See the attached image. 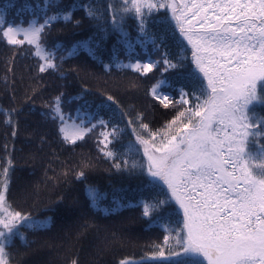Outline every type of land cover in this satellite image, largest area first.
<instances>
[{
	"label": "snow or ice",
	"instance_id": "1",
	"mask_svg": "<svg viewBox=\"0 0 264 264\" xmlns=\"http://www.w3.org/2000/svg\"><path fill=\"white\" fill-rule=\"evenodd\" d=\"M35 6L43 13V22L34 18L27 27L5 26V13L0 10V39L16 47L31 46L33 55L44 62L39 66L40 72L57 67L54 53L41 42L45 29L61 19L70 21L73 9L83 10L96 21L103 19L106 11L117 45L125 50L135 47L123 26L129 15L138 21L137 42H150L153 49H159L165 33L171 32L174 37L179 34L176 43L181 49L185 42L191 48L195 66L188 75L193 83L191 100L181 88L177 101L191 106L184 107L157 131L127 119L135 140L123 147L120 162L113 167L121 170L123 166V170L131 172L139 168L148 178L141 186L142 192L166 188L167 194L140 202L144 217L163 222V241L154 244L152 254L144 259L126 258L120 264H264V115L256 111L264 106V0H109L104 9L79 0L60 9V0H40ZM50 8L60 10L48 15ZM161 10L170 15L160 21L167 27L157 36L147 31V17ZM107 35L105 30L98 37L100 42ZM81 44L95 51L88 42ZM183 59L181 56L173 62L164 53L161 60H137L117 66L147 75L161 64L162 73L181 67ZM166 83L160 79L151 88L152 96L165 108L172 103L161 91ZM62 96L63 93L56 96L45 107L50 109L51 119L61 122L59 132L63 139L75 144L99 127L100 151L107 159H117L118 153L109 145L120 139L124 129L113 118L125 119L127 113L115 98L109 95L106 99L116 109L98 106L110 111L111 116L105 119L100 112L85 111L86 103L79 105L76 117H66ZM81 112L84 114L79 115ZM141 149L145 163L133 158ZM11 164L9 159L0 170V264H10L7 247L13 239H25L21 227L33 231L46 227L43 221L14 210L7 201ZM83 177L84 172L80 171L77 179ZM88 196L93 204L99 200L92 187L88 188ZM172 201L182 213L175 221L176 227L172 226L175 213L169 207Z\"/></svg>",
	"mask_w": 264,
	"mask_h": 264
},
{
	"label": "trees",
	"instance_id": "2",
	"mask_svg": "<svg viewBox=\"0 0 264 264\" xmlns=\"http://www.w3.org/2000/svg\"><path fill=\"white\" fill-rule=\"evenodd\" d=\"M79 2L104 9L109 0ZM39 3L40 0H0V10L5 13V21L11 14L34 17L40 12L35 6ZM73 3L74 0H60V9H67ZM60 9L50 8L49 15ZM169 15L167 10H161L147 17V31L157 36L164 33L167 25L160 21ZM137 24L131 15L123 22L135 45L134 49L125 50L117 45V35L106 11L104 18L96 21L83 10L73 9L70 21H55L42 35L41 42L54 53L57 66L45 72L39 71L44 62L26 44L16 47L0 39V170L9 159L12 162L6 197L14 210L46 225L37 231L20 228L25 239L16 237L7 247L10 264H71L73 260L77 264H120L126 258L140 261L152 254L154 244L163 241V222L144 217L140 202L157 194L163 197L166 188L142 192L141 186L148 178L139 168L131 172L123 170V166L118 170L113 164L120 162L123 147L134 141L127 119L157 131L184 107L191 106L177 101L181 88L189 93L191 100L193 83L188 75L195 66L186 42L183 49L177 45L178 33L175 37L171 32L165 33L161 48L153 49L150 42L136 41ZM105 30L107 38L100 42L98 37ZM81 42H88L95 51ZM164 53L173 62L185 57L182 66L162 73L161 64L147 75L117 66L137 60H161ZM160 79L167 81L161 91L172 100L167 108L151 94L152 86ZM61 93L66 117H76L79 105L86 103L85 111L100 112L109 119L108 108L98 106L110 105L116 109L106 99L109 95L115 98L127 113L125 119L113 118L124 129L120 139L109 145L118 153L117 159H107L100 151L99 127L75 144L63 139L56 120L51 119L50 109L45 107ZM256 111L264 115V106ZM8 119L12 123H6ZM139 131L148 136L146 131ZM141 151L133 158L145 163ZM80 171L84 177L77 179ZM89 187L98 193L96 204L89 199ZM169 207L175 213L172 226L176 227L175 221L182 214L173 201Z\"/></svg>",
	"mask_w": 264,
	"mask_h": 264
},
{
	"label": "rangeland",
	"instance_id": "3",
	"mask_svg": "<svg viewBox=\"0 0 264 264\" xmlns=\"http://www.w3.org/2000/svg\"><path fill=\"white\" fill-rule=\"evenodd\" d=\"M48 15H49V12H48ZM7 20L5 21V24L6 25H8V24H13V25H20V26H22V27H27L28 26V22L30 21V20H32V19H37V22L38 23H42L43 22V19H44V15H43V13L41 12H39L36 16H34V17H30V16H28V15H23V16H17V15H14V14H11V15H7ZM20 38H22V37H20ZM43 44V43H42ZM27 45V44H26ZM27 47L29 48V49H31L32 51H34V49L31 47V46H29V45H27ZM56 54V53H55ZM55 56H57V54L55 55ZM36 57V56H35ZM37 58V57H36ZM38 59V58H37ZM39 60V59H38ZM39 61H41V60H39ZM56 122H57V125L60 127V121L59 120H56ZM69 122H71V120H69ZM159 139V138H158ZM134 140H135V137H134ZM124 146V145H123ZM138 147H139V145H137ZM142 150V149H141ZM141 153H142V156H143V151H141ZM139 157H141V155L139 156ZM139 157H138V159H139ZM144 157V156H143ZM145 158V157H144ZM145 162H146V158H145ZM173 203H175L174 201H173ZM177 206V208H178V205H176ZM179 209V208H178ZM182 214V213H181Z\"/></svg>",
	"mask_w": 264,
	"mask_h": 264
}]
</instances>
